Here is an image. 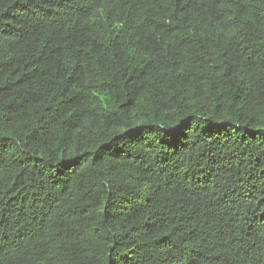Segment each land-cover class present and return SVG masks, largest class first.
I'll use <instances>...</instances> for the list:
<instances>
[{"label": "trees", "instance_id": "1", "mask_svg": "<svg viewBox=\"0 0 264 264\" xmlns=\"http://www.w3.org/2000/svg\"><path fill=\"white\" fill-rule=\"evenodd\" d=\"M0 264H264V0H0Z\"/></svg>", "mask_w": 264, "mask_h": 264}]
</instances>
